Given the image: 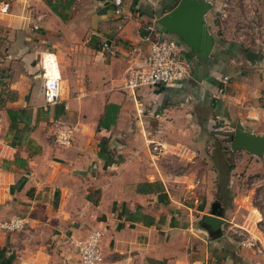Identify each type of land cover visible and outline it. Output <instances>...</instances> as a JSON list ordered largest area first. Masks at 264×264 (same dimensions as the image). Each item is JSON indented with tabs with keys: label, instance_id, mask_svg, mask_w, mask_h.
Instances as JSON below:
<instances>
[{
	"label": "crops",
	"instance_id": "crops-1",
	"mask_svg": "<svg viewBox=\"0 0 264 264\" xmlns=\"http://www.w3.org/2000/svg\"><path fill=\"white\" fill-rule=\"evenodd\" d=\"M176 1L122 0L118 15L113 0H0V29L11 31L0 40L17 50L0 57L13 68L10 74L0 69V264H80L70 240L94 228L103 232L100 264H207L210 253L219 264H241L231 247L220 244L222 235H210L198 220L211 213L205 207L213 201L220 203L221 225L244 205L240 191L230 196L239 190L233 169L215 164L224 153L211 142L223 129L212 130L211 124L239 122L264 135V55L250 61L247 49L240 58L230 42L219 43L206 20L213 46L199 57L184 44L191 65L187 78L140 85L135 97L121 87L133 45L145 51L153 39L176 37L155 22ZM153 23L155 29H148ZM105 38L113 54L100 49ZM47 51L55 53L61 70V100L53 105L44 103L41 89V56ZM134 98L144 107L140 118ZM107 103L119 106L116 121L97 127ZM55 117L76 126L69 146L53 142ZM148 131L180 144L183 152L153 153L145 142ZM233 151L252 155L247 171L264 174V152ZM169 157L204 165L201 187L208 193L199 202L204 210L193 208L199 214L192 210L183 218V204L172 191L194 190L195 171L162 164ZM210 189L223 200H213ZM16 217L23 218L21 228L1 227Z\"/></svg>",
	"mask_w": 264,
	"mask_h": 264
},
{
	"label": "rangeland",
	"instance_id": "rangeland-1",
	"mask_svg": "<svg viewBox=\"0 0 264 264\" xmlns=\"http://www.w3.org/2000/svg\"><path fill=\"white\" fill-rule=\"evenodd\" d=\"M208 1L211 3V9L205 13V19L216 33L220 41L219 43H222V41L230 42L233 48L236 47L238 49L237 52L240 54V58L245 56L244 49L257 50L264 55V0ZM10 32L9 30L5 31L1 28L0 36L7 39L6 36ZM15 51H17L16 45H7L6 40H0V57H5L8 52L15 53ZM17 56L19 57V55ZM19 58L21 59V57ZM36 61L37 59H34L30 61V63L35 64ZM0 69L5 71L6 74H10L13 70L10 61L5 63L1 60ZM63 84L66 92L68 90L67 84L64 81ZM230 127H232V130L221 131L219 140H215L211 142V144L214 145V148L224 153L223 158L218 160L215 159V164L223 166L224 168L226 167L228 172L233 169V181L239 185V190H231L230 196L240 191V193H243L240 195V201L243 202L244 205L241 207V211H238L234 220L226 221L221 225V233L219 235L222 236H220L219 241L221 245H227L236 252L237 256L242 260L241 264H264V174L262 175L258 170L247 171L248 165L252 162V155L243 158L241 155L244 153L240 152L239 154L237 151L230 153V134L233 133L234 126ZM128 131H130V129H125L123 132L128 134ZM125 139L126 136H120L118 138L120 142L127 144L128 142ZM204 148L207 150L206 147ZM206 155L208 156L207 153ZM213 161L212 164H214ZM162 164L168 165L178 171L184 169L195 171L197 186L194 190L186 192L183 189L180 191V189L173 188L172 191L174 196L175 192L177 193L176 195L179 201L183 204V218H188L189 211L191 212L192 210L194 213L199 214V212L194 209L200 207V200L203 199V196H207L208 193L207 188L204 186L201 187L204 185L201 178L203 177L201 171L205 168L204 165L200 162H196V164L194 162L185 164L171 157L164 158ZM204 179L207 180L208 177ZM212 179L213 175H210L209 180L212 181ZM225 194L223 193V195ZM208 195L213 198V200H223L222 195H219L217 190L210 189V194ZM203 208V206L200 207L201 210H204ZM205 209L209 210L210 207H205ZM226 217L230 219L229 215H226ZM194 218L191 220L194 226H196L197 224ZM249 235L260 237L263 245L258 239L254 246L249 247L243 245L242 242L245 241ZM257 245L261 250L257 249ZM210 250H212V247ZM207 264H219L212 253L209 254Z\"/></svg>",
	"mask_w": 264,
	"mask_h": 264
},
{
	"label": "built area",
	"instance_id": "built-area-1",
	"mask_svg": "<svg viewBox=\"0 0 264 264\" xmlns=\"http://www.w3.org/2000/svg\"><path fill=\"white\" fill-rule=\"evenodd\" d=\"M114 13H123L122 0H113ZM6 4L2 7L6 9ZM147 28L150 30L155 29L154 23L148 24ZM100 49L105 54H113L115 47L108 38H105L100 43ZM184 43L179 38L173 36H164L150 41L147 50L142 51L140 46L135 44L131 48V61L126 66L121 76V87L123 90L129 92L135 97V89L140 85H154V84H169L175 81L187 78L191 73V65L189 61L183 57ZM48 57L46 58V55ZM52 55V56H49ZM40 75L42 77V97L44 103L53 105L61 100V70L55 53L51 51L44 52L41 56ZM224 79L227 75L223 76ZM222 87L217 89L214 94L218 97L221 94ZM135 110L140 115L144 114V107L140 102L137 103L136 99ZM154 117H158V112H153ZM142 122V120H140ZM212 130H232L229 125L223 126L211 124ZM76 126L74 123L66 120L63 117H55L51 120V135L53 142L56 146L65 147L69 146ZM146 146L153 153L172 152L182 153L183 147L180 144L170 145L163 142L161 139L156 138L148 131L145 135ZM24 225L23 218H12L1 224V227L7 229L21 228ZM102 230L100 228L91 229L84 237L70 240L75 246L76 253L80 264H100L103 259L100 240L102 237ZM261 241L260 237L249 235L243 241V245L254 246L256 242ZM257 249L261 248L257 245Z\"/></svg>",
	"mask_w": 264,
	"mask_h": 264
},
{
	"label": "water",
	"instance_id": "water-1",
	"mask_svg": "<svg viewBox=\"0 0 264 264\" xmlns=\"http://www.w3.org/2000/svg\"><path fill=\"white\" fill-rule=\"evenodd\" d=\"M210 9L211 3L208 0H177L169 10L158 14L155 22L165 32L181 39L197 56L206 57L213 46V37L205 19V13ZM262 55L260 51L253 49L246 51V57L250 61ZM232 134L229 144L232 150H247L258 155L264 152V135L244 129L239 122H236ZM210 209L211 213L202 214L198 223L210 235L217 236L221 233L220 225L223 223V218L218 216L221 213L220 203L213 201Z\"/></svg>",
	"mask_w": 264,
	"mask_h": 264
},
{
	"label": "trees",
	"instance_id": "trees-1",
	"mask_svg": "<svg viewBox=\"0 0 264 264\" xmlns=\"http://www.w3.org/2000/svg\"><path fill=\"white\" fill-rule=\"evenodd\" d=\"M247 49H244L246 51ZM118 105L115 103H107L105 105V110L103 116L98 121L97 127L109 128L112 124L115 123L118 111ZM232 133L230 134V140L232 138Z\"/></svg>",
	"mask_w": 264,
	"mask_h": 264
},
{
	"label": "bare ground",
	"instance_id": "bare-ground-1",
	"mask_svg": "<svg viewBox=\"0 0 264 264\" xmlns=\"http://www.w3.org/2000/svg\"><path fill=\"white\" fill-rule=\"evenodd\" d=\"M49 56H52V55H49ZM48 57V55H46V58Z\"/></svg>",
	"mask_w": 264,
	"mask_h": 264
}]
</instances>
